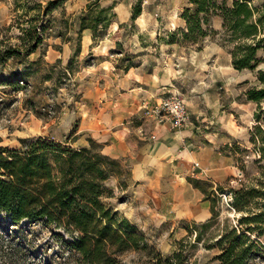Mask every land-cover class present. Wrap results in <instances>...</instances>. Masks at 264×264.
<instances>
[{
  "label": "rangeland",
  "instance_id": "1",
  "mask_svg": "<svg viewBox=\"0 0 264 264\" xmlns=\"http://www.w3.org/2000/svg\"><path fill=\"white\" fill-rule=\"evenodd\" d=\"M47 1L0 0V49H23L22 29L33 24L43 37L30 54L21 53L0 62V146L19 148L22 139L45 137L78 148L89 146L91 138L95 149L104 153L102 143L83 129L84 114L90 108L88 90L106 77L113 78L110 71L169 64L180 69L179 86L195 87L188 93L192 104L199 102L201 117L213 122L222 120L221 127L204 123L208 127L203 130L218 132L209 139L216 151L230 153L234 165L232 175L216 183L214 190L206 180L199 184L205 196H219V223L208 228L204 238L215 235L225 224L235 223L241 213L232 207L229 189L255 184L263 163L255 161L258 151L250 137L256 124L264 130V100L245 101L242 93L249 86L241 82L248 78L258 84L256 71L232 68V43L223 40L221 33L198 44L169 42L170 33L184 27L180 12L187 0H139L141 13L134 21L130 15L138 0H61L46 13L43 7ZM253 1L264 10V0ZM85 12L104 18L95 31L78 32L79 16ZM211 25L221 28L216 18ZM260 54L263 61L258 68L264 69V50ZM108 156L116 163L103 183L101 201L116 214L122 228H127L122 222L125 219L143 236L138 249L119 255L122 264H143L156 253L171 252L176 242L187 237V227L206 221L180 218L158 207L155 201H146L143 189L129 178L130 161ZM218 185L223 186L222 192L217 191ZM76 236V232L69 234L41 220L25 219L14 224L0 211V264H84L70 245ZM251 237L264 247V233H253ZM216 252L199 242L193 248L192 264H216ZM255 262L264 264V252Z\"/></svg>",
  "mask_w": 264,
  "mask_h": 264
},
{
  "label": "trees",
  "instance_id": "2",
  "mask_svg": "<svg viewBox=\"0 0 264 264\" xmlns=\"http://www.w3.org/2000/svg\"><path fill=\"white\" fill-rule=\"evenodd\" d=\"M60 1L48 0L43 11L47 13ZM140 13L138 0L130 20L134 21ZM180 17L184 27L170 33V43L180 40L198 44L221 33L223 40L232 43V67L256 71L259 83L245 89L244 100L256 103L264 100V69L258 68L263 61L260 53L264 50V10L253 0H187ZM216 17L221 20L219 30L211 25ZM102 21L104 18L99 15L82 13L78 32L95 31ZM36 29V24L22 29L23 49L11 46L0 49V62L35 51L43 38ZM88 141L89 146L74 148L36 137L22 139L19 148L0 146V211L14 224L35 219L69 234L78 233L70 245L81 263L122 264L119 255L128 249H138L143 236L125 219L122 222L127 228H122L116 214L101 201L105 192L103 183L113 172L111 167L116 161L97 151L94 140ZM250 141L258 151L255 161L263 162L259 166L262 170L255 184L229 189L232 207L241 213L236 222L225 224L218 233L204 238L207 229L219 223L216 209L219 196H205L210 199V217L195 224L197 228L187 227V237L176 242L171 252L156 253L143 264H192L193 248L199 242L207 249H217L213 255L216 264H256L255 258L264 252L259 240L251 237L253 233L258 236L264 233V130L260 125L254 126ZM216 189L224 190L221 185Z\"/></svg>",
  "mask_w": 264,
  "mask_h": 264
},
{
  "label": "crops",
  "instance_id": "3",
  "mask_svg": "<svg viewBox=\"0 0 264 264\" xmlns=\"http://www.w3.org/2000/svg\"><path fill=\"white\" fill-rule=\"evenodd\" d=\"M216 19L221 25L220 18ZM179 71L169 64L156 63L146 69L110 71L113 78L106 77L87 92L90 108L84 114L83 129L102 143L105 154L130 161L129 178L143 189L146 201H155L174 216L202 221L211 212L206 192L200 189L201 180L211 183L214 190L216 183L232 175L234 165L230 153L222 155L224 150L216 151L209 139L218 132L203 130L208 127L204 123H218L221 127L222 120L213 122L201 117L199 102L192 104L188 93L195 87L179 86ZM241 82L255 84L248 78ZM169 93H179L186 101L189 120L185 125L143 117V105H152Z\"/></svg>",
  "mask_w": 264,
  "mask_h": 264
},
{
  "label": "built area",
  "instance_id": "4",
  "mask_svg": "<svg viewBox=\"0 0 264 264\" xmlns=\"http://www.w3.org/2000/svg\"><path fill=\"white\" fill-rule=\"evenodd\" d=\"M141 109L143 117L156 122L169 119L174 126H182L189 120L188 105L179 93H169L152 105H143ZM151 137L154 138V135Z\"/></svg>",
  "mask_w": 264,
  "mask_h": 264
}]
</instances>
